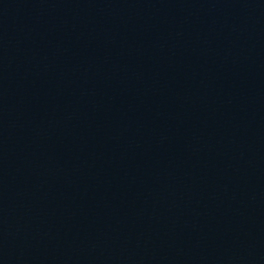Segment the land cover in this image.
<instances>
[{"label": "water", "instance_id": "water-1", "mask_svg": "<svg viewBox=\"0 0 264 264\" xmlns=\"http://www.w3.org/2000/svg\"><path fill=\"white\" fill-rule=\"evenodd\" d=\"M0 264H264V0H0Z\"/></svg>", "mask_w": 264, "mask_h": 264}]
</instances>
